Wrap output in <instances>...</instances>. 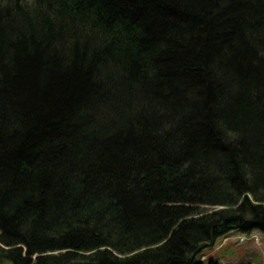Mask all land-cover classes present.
<instances>
[{
  "label": "trees",
  "instance_id": "16d2710c",
  "mask_svg": "<svg viewBox=\"0 0 264 264\" xmlns=\"http://www.w3.org/2000/svg\"><path fill=\"white\" fill-rule=\"evenodd\" d=\"M231 230L264 235V0H0V264H219Z\"/></svg>",
  "mask_w": 264,
  "mask_h": 264
},
{
  "label": "rangeland",
  "instance_id": "374dc122",
  "mask_svg": "<svg viewBox=\"0 0 264 264\" xmlns=\"http://www.w3.org/2000/svg\"><path fill=\"white\" fill-rule=\"evenodd\" d=\"M219 207L222 206H212L211 208ZM244 236L246 238H243ZM226 237H228L227 242L221 244L223 238H219L212 247L207 248L204 251L206 256L212 255L219 259L220 264H264V235L261 232L253 230L244 235L235 231Z\"/></svg>",
  "mask_w": 264,
  "mask_h": 264
},
{
  "label": "bare ground",
  "instance_id": "6f19581e",
  "mask_svg": "<svg viewBox=\"0 0 264 264\" xmlns=\"http://www.w3.org/2000/svg\"><path fill=\"white\" fill-rule=\"evenodd\" d=\"M235 231H237V230H231V231H229V232H227L226 234H224V235H221V236H219L218 238H216L214 241H217L219 238H223L222 239V243L221 244H223L225 241L227 242V240H228V237H226L229 233H231V232H235ZM253 231V230H252ZM237 232H239V231H237ZM251 232V231H250ZM240 233H243L244 235H246V234H248L249 232H240ZM243 238H246V236H244ZM221 240V239H220ZM215 243V242H214ZM220 246V245H219ZM205 253V252H204ZM219 264H220V262H219Z\"/></svg>",
  "mask_w": 264,
  "mask_h": 264
}]
</instances>
